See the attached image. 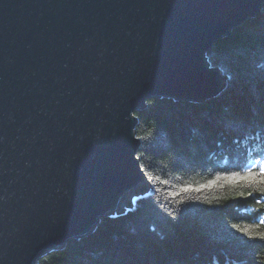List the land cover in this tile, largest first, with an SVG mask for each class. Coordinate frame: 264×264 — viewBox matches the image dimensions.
<instances>
[{
  "label": "water",
  "instance_id": "95a60500",
  "mask_svg": "<svg viewBox=\"0 0 264 264\" xmlns=\"http://www.w3.org/2000/svg\"><path fill=\"white\" fill-rule=\"evenodd\" d=\"M263 4L0 0V264H37L133 207L151 188L134 112L218 95L207 52Z\"/></svg>",
  "mask_w": 264,
  "mask_h": 264
},
{
  "label": "trees",
  "instance_id": "16d2710c",
  "mask_svg": "<svg viewBox=\"0 0 264 264\" xmlns=\"http://www.w3.org/2000/svg\"><path fill=\"white\" fill-rule=\"evenodd\" d=\"M207 58L227 74L218 95L134 113L150 190L37 264H264V4Z\"/></svg>",
  "mask_w": 264,
  "mask_h": 264
},
{
  "label": "snow or ice",
  "instance_id": "6c2138e0",
  "mask_svg": "<svg viewBox=\"0 0 264 264\" xmlns=\"http://www.w3.org/2000/svg\"><path fill=\"white\" fill-rule=\"evenodd\" d=\"M253 167H255V165ZM256 175L257 174L253 172L252 168H248L246 170V173H245L244 177H239L238 174H237V178H239V179H254ZM259 175H260L261 179L264 180V164H262L260 166ZM182 190H187V189H182ZM242 231L248 232L249 230L247 228H245V229H242Z\"/></svg>",
  "mask_w": 264,
  "mask_h": 264
},
{
  "label": "rangeland",
  "instance_id": "374dc122",
  "mask_svg": "<svg viewBox=\"0 0 264 264\" xmlns=\"http://www.w3.org/2000/svg\"><path fill=\"white\" fill-rule=\"evenodd\" d=\"M260 11H261V9H260ZM255 17H256V16H255ZM249 19H250V18H249ZM144 109H145V108H144ZM142 110H143V109H142ZM136 111H137V110H136ZM134 113H135V112H134ZM134 115H135V114H134ZM149 190H150V189L145 190L144 192H142V194H144L146 191H149ZM131 208H132V207H130L129 209H126V208H125V209H124V212H126L127 210H130ZM113 216H114V214H113ZM111 217H112V216H111ZM106 219H107V218H106ZM104 220H105V219H104ZM104 220H102L101 223H102ZM101 223H100V224H101ZM100 224H99V225H100ZM99 225H98V226H99ZM98 226H97V227H98ZM96 229H97V228H96ZM77 239H78V238H77ZM72 240H73V239H72ZM69 241H70V240H69ZM65 245H66V244H65Z\"/></svg>",
  "mask_w": 264,
  "mask_h": 264
},
{
  "label": "bare ground",
  "instance_id": "6f19581e",
  "mask_svg": "<svg viewBox=\"0 0 264 264\" xmlns=\"http://www.w3.org/2000/svg\"><path fill=\"white\" fill-rule=\"evenodd\" d=\"M223 71V70H222ZM223 74L227 77V74L225 72H223Z\"/></svg>",
  "mask_w": 264,
  "mask_h": 264
}]
</instances>
